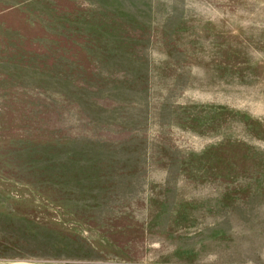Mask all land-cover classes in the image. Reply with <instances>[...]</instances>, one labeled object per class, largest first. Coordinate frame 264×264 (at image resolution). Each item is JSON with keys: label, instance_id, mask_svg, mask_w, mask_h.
<instances>
[{"label": "rangeland", "instance_id": "rangeland-1", "mask_svg": "<svg viewBox=\"0 0 264 264\" xmlns=\"http://www.w3.org/2000/svg\"><path fill=\"white\" fill-rule=\"evenodd\" d=\"M264 264V0H0V263Z\"/></svg>", "mask_w": 264, "mask_h": 264}, {"label": "crops", "instance_id": "crops-1", "mask_svg": "<svg viewBox=\"0 0 264 264\" xmlns=\"http://www.w3.org/2000/svg\"><path fill=\"white\" fill-rule=\"evenodd\" d=\"M0 264H40V263L35 262V261H30V260H14V261H9V262H2Z\"/></svg>", "mask_w": 264, "mask_h": 264}]
</instances>
